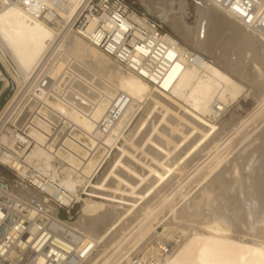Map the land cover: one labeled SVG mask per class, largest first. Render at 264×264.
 Segmentation results:
<instances>
[{
    "label": "bare ground",
    "instance_id": "1",
    "mask_svg": "<svg viewBox=\"0 0 264 264\" xmlns=\"http://www.w3.org/2000/svg\"><path fill=\"white\" fill-rule=\"evenodd\" d=\"M64 1L0 12V59L26 89L11 121L35 141V194L16 192L79 204L63 220L86 236L78 264H264V0H135L157 20L79 28L82 0ZM106 37L112 55L89 41Z\"/></svg>",
    "mask_w": 264,
    "mask_h": 264
},
{
    "label": "built area",
    "instance_id": "2",
    "mask_svg": "<svg viewBox=\"0 0 264 264\" xmlns=\"http://www.w3.org/2000/svg\"><path fill=\"white\" fill-rule=\"evenodd\" d=\"M51 2L55 8L68 10L64 0ZM13 5L21 7L35 18V0H0V12ZM129 11L143 16V13H139L125 0H82L70 20L76 16L73 24L75 28H79L86 23L87 16H95L101 22L107 18L118 22L117 16L126 17ZM151 23L159 32L162 31L157 22ZM101 26L97 25L92 30V36ZM142 33L148 35L145 31ZM107 39L106 37L99 43L90 38L89 41L112 55L106 49ZM129 40L127 38L126 47L133 50ZM144 42L146 38L138 40V45ZM155 65L146 56L138 64L153 73L156 71ZM32 85L35 90V80ZM42 86H47L44 79ZM25 90V86H22L16 102L3 114V108L0 109V264H39L40 259L42 264H78L88 250L85 247L86 236L63 221L75 216L72 208L74 204L65 205L59 198L62 193L60 191L56 193L57 196L45 193L49 203L57 208L56 214H52L36 206L33 199L20 196L15 190L17 188L35 194V165L25 161L27 154L35 146V141L24 130L26 121H23L26 116L11 123L14 106L21 103ZM28 114L26 112L27 116ZM100 128L103 130V123ZM2 137H6L8 143H3Z\"/></svg>",
    "mask_w": 264,
    "mask_h": 264
},
{
    "label": "rangeland",
    "instance_id": "3",
    "mask_svg": "<svg viewBox=\"0 0 264 264\" xmlns=\"http://www.w3.org/2000/svg\"><path fill=\"white\" fill-rule=\"evenodd\" d=\"M126 2H128L130 5H132L139 13H147L148 14V12L147 11H145L144 10V8H143V6L140 4V3H138L137 1H135V0H125ZM151 18H154V19H156V17L153 15V14H151V13H149L148 14ZM157 20V19H156ZM156 20H153L154 22H157ZM192 21V20H191ZM190 21V22H191ZM158 23V22H157ZM159 24V23H158ZM164 29H162V30H166V31H168L169 33H170V31L164 26L163 27ZM171 34V33H170ZM2 60L0 59V71H1V74H2V76L8 81V86H7V88H5L4 90H2L3 89V85H4V83L3 82H0V90H2V92H1V94H0V109H2V108H4V106L8 103V101L10 100V99H12L13 98V100H12V103L10 104V106L9 107H12V105L14 104V102H16V100H17V98L19 97L18 95H19V93H17L19 90H20V88L19 89H17L16 88V83H15V81H16V79L18 78V73H17V71H16V68H15V66H14V64L13 63H5L4 61H2ZM7 64V65H6ZM13 64V65H12ZM7 68V69H6ZM6 69V70H5ZM9 71V72H8ZM12 71V72H11ZM13 71H14V73H13ZM14 80V81H13ZM22 87V86H21ZM16 89V90H15ZM9 92V96L5 99V97H6V94ZM14 94V95H13ZM16 94V95H15ZM15 96V97H13V96ZM17 96V97H16ZM15 98V99H14ZM239 102L241 103V108H239V110H240V112H244V113H246L248 110H250L252 107H253V103H252V101H251V99L250 98H245V99H239ZM251 103V104H250ZM232 107H230L227 111H226V113L225 114H223L222 115V118H225L227 115H228V112L230 111V109H231ZM14 111L16 110V107L14 106V109H13ZM12 110V111H13ZM243 113V114H244ZM11 123H13L12 121H11ZM79 209V204H76V205H74V208H73V210H74V214L76 215V211ZM73 218L75 219L76 218V216H73ZM159 233L162 231V228H158V230H157ZM174 240H176V238L174 239ZM173 240V241H174Z\"/></svg>",
    "mask_w": 264,
    "mask_h": 264
},
{
    "label": "water",
    "instance_id": "4",
    "mask_svg": "<svg viewBox=\"0 0 264 264\" xmlns=\"http://www.w3.org/2000/svg\"><path fill=\"white\" fill-rule=\"evenodd\" d=\"M8 96H9V92L6 94L5 99H6ZM2 186H5V185H2ZM0 232H2V230H1Z\"/></svg>",
    "mask_w": 264,
    "mask_h": 264
}]
</instances>
